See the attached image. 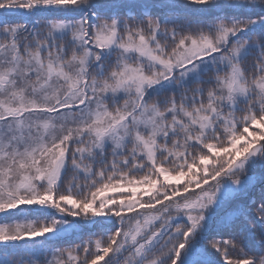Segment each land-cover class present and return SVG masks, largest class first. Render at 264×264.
<instances>
[{"label": "snow or ice", "instance_id": "obj_1", "mask_svg": "<svg viewBox=\"0 0 264 264\" xmlns=\"http://www.w3.org/2000/svg\"><path fill=\"white\" fill-rule=\"evenodd\" d=\"M0 264H264V0H0Z\"/></svg>", "mask_w": 264, "mask_h": 264}]
</instances>
